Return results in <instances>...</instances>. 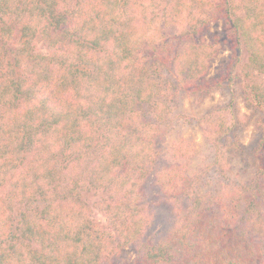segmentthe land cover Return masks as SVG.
Returning <instances> with one entry per match:
<instances>
[{
	"label": "trees",
	"instance_id": "1",
	"mask_svg": "<svg viewBox=\"0 0 264 264\" xmlns=\"http://www.w3.org/2000/svg\"><path fill=\"white\" fill-rule=\"evenodd\" d=\"M157 1L0 0V188L10 178L20 205L0 195V264H102L132 245L135 264H264V143L251 182L202 192L192 141L161 162L170 107L154 74L211 92L220 44L202 33L223 18L246 99L264 111V0ZM206 125L218 143L232 128ZM153 175L175 215L157 243L144 239ZM98 191L106 224L86 199Z\"/></svg>",
	"mask_w": 264,
	"mask_h": 264
},
{
	"label": "rangeland",
	"instance_id": "2",
	"mask_svg": "<svg viewBox=\"0 0 264 264\" xmlns=\"http://www.w3.org/2000/svg\"><path fill=\"white\" fill-rule=\"evenodd\" d=\"M159 16L161 18L160 13ZM159 21L158 24L161 25L162 21ZM174 29L166 27L163 31L173 34ZM202 38L220 44V50L211 60L209 70L202 80L212 87L211 92L194 93L174 86L175 80L168 68H160L154 73L163 83L161 98L167 100L170 107L165 119L166 136L161 142V162L172 161L170 149L175 142L192 141L195 145L194 154L185 162L200 190L215 194L232 192L251 182L256 175L257 156L264 143V111L246 99V85L241 68L234 63L235 44L229 37L224 19H217L205 28ZM36 51L47 53L48 50L37 44ZM218 116L225 117L232 127L229 135L223 137L220 143L206 133L207 117L214 119ZM218 146L222 149L220 155ZM146 186L149 192V212L153 211V218L144 239L157 243L170 231L175 215L172 206L155 183L154 175L149 178ZM11 187L8 178L0 188V195L12 203L16 212L20 205L13 198ZM103 197L102 191L86 194L91 216L106 224V216L100 209ZM136 259L137 248L132 245L125 248L120 256L102 264H135Z\"/></svg>",
	"mask_w": 264,
	"mask_h": 264
}]
</instances>
